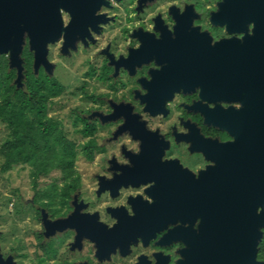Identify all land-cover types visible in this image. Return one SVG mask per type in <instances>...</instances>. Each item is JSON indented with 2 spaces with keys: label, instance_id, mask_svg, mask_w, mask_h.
Masks as SVG:
<instances>
[{
  "label": "flooded vegetation",
  "instance_id": "flooded-vegetation-1",
  "mask_svg": "<svg viewBox=\"0 0 264 264\" xmlns=\"http://www.w3.org/2000/svg\"><path fill=\"white\" fill-rule=\"evenodd\" d=\"M224 7L225 0H102L93 12L81 7L68 32L71 17L60 9L61 32L46 45V64L35 63L27 33L18 47L10 37L0 57L9 55L5 80L15 89L41 78L63 93L56 67L62 77L71 66L79 75L72 84L83 100L71 124L83 141L67 137L59 116L47 110L46 118L91 163L30 182L35 228L7 255L0 251V264L194 263L208 185L244 133L243 109L252 126L264 104V78L254 75L249 104L243 92L233 100L201 94L213 88L200 75L203 64L220 58L208 48L252 34V23L239 32L235 13Z\"/></svg>",
  "mask_w": 264,
  "mask_h": 264
},
{
  "label": "water",
  "instance_id": "water-1",
  "mask_svg": "<svg viewBox=\"0 0 264 264\" xmlns=\"http://www.w3.org/2000/svg\"><path fill=\"white\" fill-rule=\"evenodd\" d=\"M101 2L0 0V54L9 50L12 35L18 47L27 33L35 63L46 64V45L54 42L61 32L60 9L71 17L68 32L76 26L80 10L92 6L93 12ZM225 6V11L235 13L239 32H244L246 25L252 23V34L244 35L240 42L232 39L208 48L209 55H220V58L211 57L208 66L203 64L200 75L213 88L201 94L233 100L243 92L242 100L249 104V78L253 75L264 78V0H225ZM228 28L233 30L230 21ZM16 58L13 55L11 60ZM254 63L257 66L252 74ZM18 71L20 75L19 68ZM259 83L260 90L264 91V81ZM256 110L257 114L253 113L256 121L252 118L249 126V109H243L244 133L237 135L235 143L228 146V157L220 162L223 165L218 167L216 183L208 185V202H203L206 206L203 209L209 214L207 220L202 218L199 233L193 234V264H264L257 260L264 229V210L258 212V208L264 207V104ZM193 205L201 207L202 202L195 201Z\"/></svg>",
  "mask_w": 264,
  "mask_h": 264
},
{
  "label": "trees",
  "instance_id": "trees-1",
  "mask_svg": "<svg viewBox=\"0 0 264 264\" xmlns=\"http://www.w3.org/2000/svg\"><path fill=\"white\" fill-rule=\"evenodd\" d=\"M32 81L29 89H15L10 79L0 85V122L6 139L0 145V171L15 165H29L32 181L53 170L66 172L75 163V145L56 124L47 119V107L62 88L51 80ZM89 158V155L85 156ZM257 260L264 261V230L258 244Z\"/></svg>",
  "mask_w": 264,
  "mask_h": 264
},
{
  "label": "rangeland",
  "instance_id": "rangeland-1",
  "mask_svg": "<svg viewBox=\"0 0 264 264\" xmlns=\"http://www.w3.org/2000/svg\"><path fill=\"white\" fill-rule=\"evenodd\" d=\"M49 60L52 63H58L55 57H51ZM9 64V55H2L0 57V85L5 81L7 73H9ZM64 73L65 77H62L61 73H58L57 67L53 71L54 77L59 76L64 80L62 83L66 89L61 95L49 102L47 110L50 116H59L64 121V131L67 137L79 144L83 141V138L71 124L74 116V106L79 105L78 102L83 100V98H79L78 92L76 93L72 84L75 82L74 78L79 77V75H76L72 66L69 67V70L65 69ZM80 107L83 108L81 104ZM6 137L5 125L0 122V145ZM75 163L83 166L91 162L86 161L79 154ZM30 171L31 167L29 165H15L7 172L2 173L0 171V251L4 255L8 254L12 244H18L19 241L24 243L26 233L35 228L33 213L29 209V202L33 195L30 188V182L32 181ZM59 175V172L53 170L47 175L40 177L39 180H54L60 178ZM262 210H264V207L258 208V212ZM258 261L264 263V261Z\"/></svg>",
  "mask_w": 264,
  "mask_h": 264
}]
</instances>
